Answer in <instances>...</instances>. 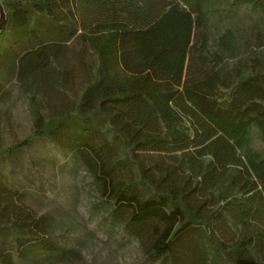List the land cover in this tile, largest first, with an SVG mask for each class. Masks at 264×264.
Segmentation results:
<instances>
[{
	"label": "trees",
	"instance_id": "obj_1",
	"mask_svg": "<svg viewBox=\"0 0 264 264\" xmlns=\"http://www.w3.org/2000/svg\"><path fill=\"white\" fill-rule=\"evenodd\" d=\"M209 1L10 0L0 66L18 83L48 81L76 39L98 60L75 111L36 110L34 131L15 148L47 138L79 160L114 201V219L163 264H211V253L264 264V155L251 136L256 127L264 142V71L233 74L221 63L233 51L230 30L209 58ZM236 3L264 31V0ZM8 92L0 81V100ZM25 198L0 176V221L22 234L18 258L75 257ZM0 264H17L5 242Z\"/></svg>",
	"mask_w": 264,
	"mask_h": 264
},
{
	"label": "rangeland",
	"instance_id": "obj_2",
	"mask_svg": "<svg viewBox=\"0 0 264 264\" xmlns=\"http://www.w3.org/2000/svg\"><path fill=\"white\" fill-rule=\"evenodd\" d=\"M0 1L10 15V0ZM206 5L204 31L209 58L219 50V38L230 30L234 34L233 51H225L221 63L233 74L263 72L264 31L251 7L236 0H210ZM97 64V54L76 39L51 71L49 80L37 87L21 85L0 66V81L9 91L0 100V176L8 187L24 193L28 207L45 218L53 241L77 252L75 257L63 260L57 255H39L40 263L34 264H163L159 257L150 255L146 244L114 219V201L103 195L92 173L79 160L47 138H36L29 146L15 148L34 131L36 110L46 118L75 111L83 91L95 78ZM102 129L112 135L107 123ZM251 136L254 148L264 155V142L256 127ZM120 155L132 157L124 149ZM18 236L21 232L8 221H0V243L11 248L17 264H31L18 258ZM214 246L210 240L211 252ZM211 254V264H225V259Z\"/></svg>",
	"mask_w": 264,
	"mask_h": 264
},
{
	"label": "water",
	"instance_id": "obj_3",
	"mask_svg": "<svg viewBox=\"0 0 264 264\" xmlns=\"http://www.w3.org/2000/svg\"><path fill=\"white\" fill-rule=\"evenodd\" d=\"M7 19V12H5L4 6L0 1V31L4 29V24Z\"/></svg>",
	"mask_w": 264,
	"mask_h": 264
}]
</instances>
